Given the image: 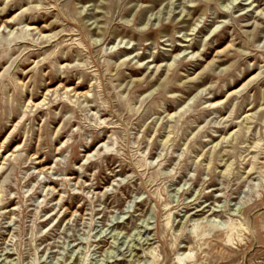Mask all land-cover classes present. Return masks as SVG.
Here are the masks:
<instances>
[{
    "label": "rangeland",
    "instance_id": "1",
    "mask_svg": "<svg viewBox=\"0 0 264 264\" xmlns=\"http://www.w3.org/2000/svg\"><path fill=\"white\" fill-rule=\"evenodd\" d=\"M253 1L0 0V264H264Z\"/></svg>",
    "mask_w": 264,
    "mask_h": 264
},
{
    "label": "bare ground",
    "instance_id": "2",
    "mask_svg": "<svg viewBox=\"0 0 264 264\" xmlns=\"http://www.w3.org/2000/svg\"><path fill=\"white\" fill-rule=\"evenodd\" d=\"M254 1H255V0H254ZM254 1H253V2H254ZM5 28H6V26H5ZM33 29H36V28L33 27ZM158 68H159V67H158ZM256 78H257V77H252V78H251L246 84L243 85V87L248 86L249 83H250L251 81H253L254 79H256ZM214 103L216 104V103H218V102H214ZM206 206H207V205H206ZM202 207H203V206H202ZM202 207H201V208H202ZM208 209H209V208H208ZM208 209H207V210H208ZM197 210H198V209H197ZM201 210H202V209H201ZM199 211H200V210H199ZM202 212H204V211H202ZM212 212H213V210H212ZM212 212H211V213H212ZM194 213H195V211L193 212V214H194ZM209 213H210V212H209ZM209 213H208V214H209ZM198 214H199V213H198ZM209 215H211V214H209ZM209 215H208V216H209ZM192 216H193V215H192ZM206 218H207V216H206ZM202 219H204V218H202ZM199 220H200V219H199ZM207 221H208V219H207ZM209 222H211V221H209ZM213 222H215V221H213ZM204 223H205V222H204ZM204 223H203V224H204ZM194 224H195V223H194ZM201 224H202V223H201ZM208 225H209V224H208ZM194 226H195V225H194ZM205 226H206L205 224L202 225V226H198V225L195 226V227H194L195 232L198 233V230L201 229V228H204ZM206 227H207V226H206ZM209 229H212V230H214V231H219V230L222 231V230H224V229H226V228L221 227V225H220V224H217V223H213V224L210 223V225H209ZM198 235H199V233H198ZM150 251H152V249H151ZM141 261H142V260H141Z\"/></svg>",
    "mask_w": 264,
    "mask_h": 264
}]
</instances>
